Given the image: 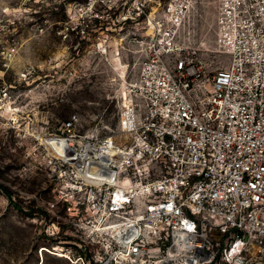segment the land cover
Listing matches in <instances>:
<instances>
[{
    "label": "built area",
    "instance_id": "built-area-1",
    "mask_svg": "<svg viewBox=\"0 0 264 264\" xmlns=\"http://www.w3.org/2000/svg\"><path fill=\"white\" fill-rule=\"evenodd\" d=\"M215 3L228 62L211 77L182 52L192 0L80 5L134 30L125 45L141 59L115 130L77 135L74 117L49 134L78 154L46 147L55 204L90 248L89 260L66 254L72 264H264V0Z\"/></svg>",
    "mask_w": 264,
    "mask_h": 264
},
{
    "label": "rangeland",
    "instance_id": "rangeland-1",
    "mask_svg": "<svg viewBox=\"0 0 264 264\" xmlns=\"http://www.w3.org/2000/svg\"><path fill=\"white\" fill-rule=\"evenodd\" d=\"M84 1L0 0V264H72L63 253L91 259L55 204L56 160L38 137L61 134L74 117L77 135L115 130L141 58L125 45L134 30L111 29L107 16L94 21L78 11ZM215 15V0H192L181 30L182 52L196 51L210 77L228 62ZM82 19L86 29L76 27Z\"/></svg>",
    "mask_w": 264,
    "mask_h": 264
},
{
    "label": "bare ground",
    "instance_id": "bare-ground-1",
    "mask_svg": "<svg viewBox=\"0 0 264 264\" xmlns=\"http://www.w3.org/2000/svg\"><path fill=\"white\" fill-rule=\"evenodd\" d=\"M41 142L43 144L46 145V147H48L50 153L55 154V152L52 151V148H55V150L62 154V155H66L67 157L70 158H76L78 157V154L76 151H74V149L72 148V144L71 142L66 141L62 136L59 135H43L41 137H38ZM55 250V251H54ZM52 252H54L53 254L57 253V251H61V249H59L58 247H54L51 249ZM64 257H66V254L63 253Z\"/></svg>",
    "mask_w": 264,
    "mask_h": 264
}]
</instances>
